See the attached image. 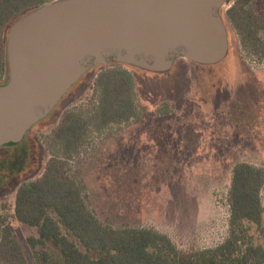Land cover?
<instances>
[{
	"label": "rangeland",
	"instance_id": "374dc122",
	"mask_svg": "<svg viewBox=\"0 0 264 264\" xmlns=\"http://www.w3.org/2000/svg\"><path fill=\"white\" fill-rule=\"evenodd\" d=\"M237 1H228L223 18ZM250 9L264 13V0H252ZM225 25L229 54L217 65L180 59L165 74L126 68L134 77L138 120L91 129L75 157L64 161L67 176L81 186L84 203L104 227L160 232L183 255L229 239L234 167L248 163L264 169V64L249 57L235 30ZM113 65L85 74L20 147L0 151V218L8 220L15 242L13 248L0 236V264H16L17 256L36 264L35 252L42 247L29 243L38 238L37 229L15 217L18 190L41 179L50 160L61 158L59 136L69 115L92 118L96 81ZM7 81L3 77L0 84ZM262 198L264 205V191ZM246 226L264 245V234Z\"/></svg>",
	"mask_w": 264,
	"mask_h": 264
},
{
	"label": "trees",
	"instance_id": "16d2710c",
	"mask_svg": "<svg viewBox=\"0 0 264 264\" xmlns=\"http://www.w3.org/2000/svg\"><path fill=\"white\" fill-rule=\"evenodd\" d=\"M50 1L0 0V79L8 76V26ZM251 1L238 0L224 13V21L239 36L245 53L264 64V13L250 9ZM113 66L96 81L98 105L92 118L86 121L69 115L59 136L61 158L50 160L41 179L23 184L18 190L15 217L20 223L37 229L38 238H30L29 243L34 249L42 247L35 252V263L264 264V245L255 242L246 226H256L264 234V169L248 163L234 167L229 192L231 234L215 249L183 255L165 234L149 229H109L88 209L83 190L67 176L64 161L75 157L91 129L101 131L139 117L134 77L126 69L130 67ZM3 235L15 248L8 220L0 218V236ZM17 259L16 264H26L23 257L17 256Z\"/></svg>",
	"mask_w": 264,
	"mask_h": 264
},
{
	"label": "water",
	"instance_id": "95a60500",
	"mask_svg": "<svg viewBox=\"0 0 264 264\" xmlns=\"http://www.w3.org/2000/svg\"><path fill=\"white\" fill-rule=\"evenodd\" d=\"M228 1L52 0L23 14L6 38L0 151L21 144L98 66L165 74L180 59L202 66L223 62Z\"/></svg>",
	"mask_w": 264,
	"mask_h": 264
},
{
	"label": "flooded vegetation",
	"instance_id": "af4514ba",
	"mask_svg": "<svg viewBox=\"0 0 264 264\" xmlns=\"http://www.w3.org/2000/svg\"><path fill=\"white\" fill-rule=\"evenodd\" d=\"M25 140V139H24Z\"/></svg>",
	"mask_w": 264,
	"mask_h": 264
}]
</instances>
